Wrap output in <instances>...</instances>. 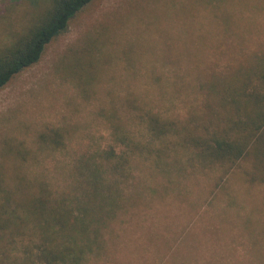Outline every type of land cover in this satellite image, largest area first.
<instances>
[{
	"label": "rangeland",
	"instance_id": "374dc122",
	"mask_svg": "<svg viewBox=\"0 0 264 264\" xmlns=\"http://www.w3.org/2000/svg\"><path fill=\"white\" fill-rule=\"evenodd\" d=\"M44 5L0 0V46ZM262 53L264 0H94L0 89V169L61 192L79 158H122L120 173L104 169L121 208L83 264H264V177L252 153L212 163L189 142L227 126L207 86ZM154 120L169 132L156 137ZM50 130L59 147L40 141Z\"/></svg>",
	"mask_w": 264,
	"mask_h": 264
},
{
	"label": "trees",
	"instance_id": "16d2710c",
	"mask_svg": "<svg viewBox=\"0 0 264 264\" xmlns=\"http://www.w3.org/2000/svg\"><path fill=\"white\" fill-rule=\"evenodd\" d=\"M93 1L44 0L31 25L0 46V89L37 64L46 47ZM207 88L217 96L227 126L209 138L191 137L190 144L199 158L212 163L235 165L252 153L264 177V53ZM150 129L156 137L169 132L157 120ZM40 141L53 148L63 143L57 130L42 134ZM118 159L114 150L79 158V168L69 172L61 192L40 176L26 183L0 169V264H83L100 255L103 230L122 205L120 185L104 177L107 167L120 173ZM156 167H161L158 162Z\"/></svg>",
	"mask_w": 264,
	"mask_h": 264
}]
</instances>
